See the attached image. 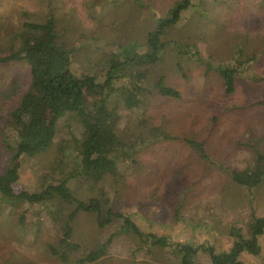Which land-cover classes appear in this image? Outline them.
<instances>
[{"label":"rangeland","instance_id":"1","mask_svg":"<svg viewBox=\"0 0 264 264\" xmlns=\"http://www.w3.org/2000/svg\"><path fill=\"white\" fill-rule=\"evenodd\" d=\"M144 1L163 15L175 2ZM54 2L57 29L65 30L62 39L74 50L75 68L92 72L118 45L133 51L147 50L146 33L155 26L149 7L128 5L126 0ZM47 7V0H0V21L17 25L24 20H40ZM164 39L194 44L214 65L244 60L236 91L226 94L218 74L207 72L196 59H184L186 75H182L176 69V52L169 48L151 77L155 80L163 73L167 84L180 90L182 98L154 95L139 111L123 106L115 111L112 123L118 151L130 146H136L137 151L131 161L120 163L117 177H109L100 185L115 210L132 215L143 230L166 235L174 242H210L229 251L234 241L232 228L245 226L253 213L264 216V181L249 194L245 187L204 163L183 139L192 136L205 140L215 159L239 169L253 163L250 144L264 152V106L257 104L264 100V0H193L185 21ZM251 56L254 58L247 60ZM18 75L26 77L24 66L0 65V173L8 159L4 133L22 118L13 104L15 98L8 97ZM87 93L95 96L92 91ZM42 111L49 115L46 108ZM141 112L145 122H140ZM67 120L60 121L64 130ZM154 127L179 139L139 144V137H150ZM73 128L79 129L81 144L88 132L78 123ZM57 146L59 142L36 155L21 157L20 178L14 185L17 193L41 191L54 179H62L59 170L52 171L57 165ZM77 153L78 147L68 151L71 156ZM66 186L81 199L103 194L78 178H70ZM3 206L0 204V264H60L48 246L57 242L59 229L43 216L45 210L28 202ZM21 218L24 223H20ZM74 230L73 239L83 250L103 242L110 232L97 225L94 214L86 212L74 220ZM135 243L130 237L119 236L110 253L90 264H179L168 249H138ZM242 259L246 264H264V243L260 253L244 254ZM195 264L211 262L200 253Z\"/></svg>","mask_w":264,"mask_h":264},{"label":"trees","instance_id":"2","mask_svg":"<svg viewBox=\"0 0 264 264\" xmlns=\"http://www.w3.org/2000/svg\"><path fill=\"white\" fill-rule=\"evenodd\" d=\"M54 1L47 0L49 10L43 11L40 20H24L17 25L0 21V65L14 63L26 69V77L18 75L20 78L12 81L15 89L8 95L15 98L13 104L22 112V118L4 133L3 146L8 159L0 173V204L7 208L28 202L42 207L43 216L59 229L57 242L48 246L60 264L95 263L110 253L115 239L122 235L134 239L138 249L170 250L179 264H195L200 253L208 256L211 264H246L242 259L244 254L256 255L262 251L264 216L253 213L245 226L232 228L234 241L229 251L220 250L219 245L210 242H174L166 235L143 230L132 215L115 210L111 199L104 195V186L100 185L109 177H117L120 163L131 161L137 151L136 146L126 147L121 153L118 151V137L112 123L115 111L121 106L139 111L154 95L173 100L182 98L180 90L167 84L163 73L155 80L151 77L152 70L161 65L169 48L176 52L178 72L185 76L184 59H196L205 65L207 72L212 70L218 74L228 95L235 93L245 61L214 65L194 44L164 39L172 28L185 21L193 0H175L164 15L144 0H126L128 5L149 7L153 12L155 26L146 33L147 50L133 51L118 45L95 70L81 71L74 66V50L62 39L65 30L57 29V3ZM88 91L95 96H89ZM257 104L264 106V100ZM42 108L48 110V116ZM141 115L140 122H145V114ZM63 118L68 119L65 130L60 126ZM75 123L88 132L81 144L79 129L73 128ZM149 134L154 138L141 136L139 144L179 139L158 127L152 128ZM183 140L204 163L245 187L249 194L263 183L264 152L255 145L250 144L253 163L239 169L215 159L205 140L192 136ZM58 142L57 165L52 171L59 170L62 179H54L41 191L17 193L14 185L20 178L21 157L36 155ZM77 147V155H68L69 149ZM70 178H78L91 188L97 187L103 194L78 198L66 186ZM81 212L94 214L97 225L110 230L103 242L86 250L73 239L74 220ZM24 222L21 218L20 223Z\"/></svg>","mask_w":264,"mask_h":264}]
</instances>
